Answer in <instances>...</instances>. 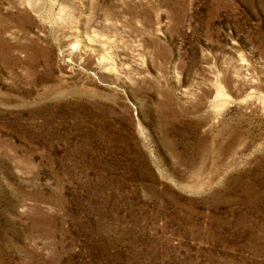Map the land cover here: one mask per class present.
I'll return each instance as SVG.
<instances>
[{
	"label": "rangeland",
	"instance_id": "374dc122",
	"mask_svg": "<svg viewBox=\"0 0 264 264\" xmlns=\"http://www.w3.org/2000/svg\"><path fill=\"white\" fill-rule=\"evenodd\" d=\"M0 264H264V0H0Z\"/></svg>",
	"mask_w": 264,
	"mask_h": 264
}]
</instances>
